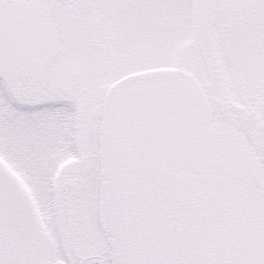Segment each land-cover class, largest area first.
<instances>
[{"label":"rangeland","instance_id":"1","mask_svg":"<svg viewBox=\"0 0 264 264\" xmlns=\"http://www.w3.org/2000/svg\"><path fill=\"white\" fill-rule=\"evenodd\" d=\"M54 1H64L58 5L56 18L60 15L62 17H65V14L69 15L66 17V22L64 19H56L58 24L62 26L66 24L59 34V52L75 58L77 62L83 61L86 65V70L83 68L85 71L79 68L78 72L74 73L79 79L66 74L68 76L66 82L70 83L67 84L70 93L66 97L65 104L67 110L71 106V112L74 113L71 121L66 125V132L65 128L61 129L64 124L53 117L55 129L60 136L53 142L49 141L47 147L44 138L41 145H38L33 138L34 123L31 122L33 106L16 105L9 97L7 89L0 86V129L9 135L6 139L4 134L5 140L0 141V157L6 156L7 166L11 170L16 168L21 172L23 189L28 193L42 195L43 199H47L45 191L47 185L43 182L48 180L39 181V177H42L39 173L46 171L47 177L63 162H66L67 183L75 180L84 155L94 157V134L100 124L104 94L110 85V82L104 81L122 78L128 72L144 69L147 64L154 66L178 64L176 66L179 70L195 76L210 95L214 116L218 115L221 120L226 116L233 121L247 135L264 163V119L262 118L264 0H260L257 7L251 11L231 15L228 17L230 20L225 18L229 14L222 9V0H195L198 1L195 18L196 33H193L191 23L188 21L191 13L194 15L190 0H106L98 16L102 25L106 21L105 27L114 29L116 52L103 73L99 69L96 71V67L104 68L106 60L112 55L108 47L107 35L97 31L91 39H86L81 33L76 5L70 4L66 12L63 11L66 10V0ZM143 6H146L150 22L148 24V21L139 20L138 25L131 30L141 35L131 39L127 35V28L133 25L131 19L141 13ZM206 10L213 14L210 45L204 37ZM179 57H181L180 62H178ZM54 69L63 71L62 67L51 63L50 71L53 77L65 79L63 76L53 74ZM220 104L226 106L222 114L219 113L223 110L219 109ZM45 108L47 115L36 109L39 125L43 114L45 118L42 122L48 121L50 108H54V103L51 107L45 105ZM67 110H64V115ZM233 111L240 112L234 117ZM253 116H256V119H253ZM245 118L247 121L243 122ZM17 122L23 127L22 133H19L20 141L16 138L18 134L16 132H19L20 128L17 130L14 126ZM73 129L76 131L72 132ZM10 135L15 140H12ZM58 139L64 140L65 143H57ZM46 149L52 152L49 153ZM46 156L53 158L47 163L49 168L40 169V163L45 161ZM63 158H66V161H63ZM34 161L35 166H33ZM79 181L81 183L78 188L81 192L73 194L74 209L70 225L74 229L80 218V235L88 236L89 225L97 224L98 172H91ZM5 184L11 188L15 187L8 180ZM45 202L43 201L42 204L46 205ZM50 230L54 231V235L57 232V228ZM89 240L84 239V241ZM66 245L68 246V240ZM80 247L81 249L76 250L75 253L78 256L94 255L97 264H106V260H109V252L101 241L81 243ZM66 262L76 264L77 260L72 253H66Z\"/></svg>","mask_w":264,"mask_h":264},{"label":"flooded vegetation","instance_id":"2","mask_svg":"<svg viewBox=\"0 0 264 264\" xmlns=\"http://www.w3.org/2000/svg\"><path fill=\"white\" fill-rule=\"evenodd\" d=\"M0 212H6V206L0 205ZM0 229V264H17L22 256V244L20 233L13 231V225L17 226V219L8 221L6 216L1 219Z\"/></svg>","mask_w":264,"mask_h":264},{"label":"water","instance_id":"3","mask_svg":"<svg viewBox=\"0 0 264 264\" xmlns=\"http://www.w3.org/2000/svg\"><path fill=\"white\" fill-rule=\"evenodd\" d=\"M40 34H42V33H40Z\"/></svg>","mask_w":264,"mask_h":264}]
</instances>
